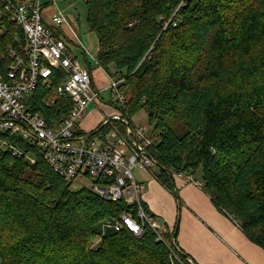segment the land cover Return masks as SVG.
Listing matches in <instances>:
<instances>
[{
  "label": "trees",
  "instance_id": "trees-1",
  "mask_svg": "<svg viewBox=\"0 0 264 264\" xmlns=\"http://www.w3.org/2000/svg\"><path fill=\"white\" fill-rule=\"evenodd\" d=\"M84 1L98 39V66L122 81L127 97L125 106L111 104L130 119L143 108L159 119L160 143L149 156L160 182L171 188L174 172L201 173L216 207L264 249V0ZM25 46L23 28L2 19L4 77L10 48L23 54ZM64 80L54 69L51 86L39 84L32 94L33 111L50 127L73 110L57 93ZM167 118L185 120L187 133L179 136ZM110 129L101 123L77 135L105 139ZM21 143L35 164L0 154V264H191L175 237L178 223L164 241L149 225L141 237L126 228L104 229L137 206L73 190L39 149Z\"/></svg>",
  "mask_w": 264,
  "mask_h": 264
},
{
  "label": "built area",
  "instance_id": "built-area-1",
  "mask_svg": "<svg viewBox=\"0 0 264 264\" xmlns=\"http://www.w3.org/2000/svg\"><path fill=\"white\" fill-rule=\"evenodd\" d=\"M2 1L0 21L6 19L20 25L26 46L23 54L10 48L12 63L5 77L0 71V154L25 158L35 164L34 154L22 148L21 141L34 146L72 189H90L104 200H123L128 205L137 206L136 213L133 210L125 212L118 221L105 223L104 229L120 231L126 228L141 237L143 225H149L158 239L164 241L168 229L158 218L146 213L142 205L146 188L133 173L139 166L147 169L157 166L149 156V149L160 143L159 136L156 134L150 138L143 128L136 130L131 119L118 110L104 123V126H111L105 139L77 135L80 122L87 109L100 99V92L95 88L90 69L71 52L70 44L79 39L76 28L59 6L60 0ZM77 49L89 56L83 47ZM91 58L97 63L94 56ZM54 69L65 74L57 93L73 102V110L62 123L50 127L42 113L33 111L32 94L39 84L51 86ZM111 79L106 90L112 100L116 98L118 106H125L127 97L120 88L122 81ZM28 97H31L29 106ZM54 103L53 99L46 102L48 106ZM177 175L204 188L202 179L192 174ZM86 181L90 183L89 187ZM101 240V237L94 239L92 246L96 247ZM190 263L194 264L193 260L190 259Z\"/></svg>",
  "mask_w": 264,
  "mask_h": 264
},
{
  "label": "crops",
  "instance_id": "crops-1",
  "mask_svg": "<svg viewBox=\"0 0 264 264\" xmlns=\"http://www.w3.org/2000/svg\"><path fill=\"white\" fill-rule=\"evenodd\" d=\"M83 56L85 65L91 71L95 88L96 83H108L107 72L89 59V56ZM103 102L109 106L110 111L106 113L100 110L98 103L91 105L87 110L92 106L94 110L85 114L78 132L91 133L97 130L101 123L104 125L117 112L111 104L114 103L113 100L110 104ZM158 175L155 173L148 179L142 200L167 229H173L177 224V214L180 211L178 244L195 264H264V249L253 244L236 220L216 207L209 193L179 177H175L171 188H168L160 182ZM138 182L146 185L143 181ZM173 194L177 195L176 200Z\"/></svg>",
  "mask_w": 264,
  "mask_h": 264
},
{
  "label": "rangeland",
  "instance_id": "rangeland-1",
  "mask_svg": "<svg viewBox=\"0 0 264 264\" xmlns=\"http://www.w3.org/2000/svg\"><path fill=\"white\" fill-rule=\"evenodd\" d=\"M47 1V0H44ZM59 6L62 10L67 13L69 16L72 25L76 28L78 32V42L74 41L70 44V48L72 49V52L74 55H76L80 61L85 65L86 61L83 56L82 49L77 48H84L88 51L87 55H89V59L93 60L91 58V54L96 58L98 51H99V44L98 39L95 33L91 32L88 21H87V6L84 0H60ZM80 43V45H78ZM88 59V60H89ZM90 61V60H89ZM94 61V60H93ZM108 83H96V89L98 92H100V99L97 100V103L100 106V110H103L104 112L108 113L110 111V108L108 105L103 104L105 101L106 103L110 104V101L112 100L110 92L106 89L110 86L112 83V79L108 76L107 78ZM110 83V84H109ZM31 100V97H28L27 103L29 104ZM114 103H116V98H113ZM27 104V105H28ZM116 105V104H114ZM29 106V105H28ZM94 110V107L92 106L89 110V112H92ZM102 114V113H100ZM159 119L157 117H152L151 112L147 108L141 109L138 113H136L131 118V122L133 127L137 130L139 128H143L146 134L149 135L150 138H152L154 135H156V126L158 124ZM166 123L169 127H171L179 136H183L187 133L188 129L185 123V120L179 119V118H167ZM133 173L135 175V178L138 181L145 182V186L148 185V179H151L152 176L155 175V173H160L159 167H153L151 169H147L143 166H139L134 168ZM174 177H178L177 173H173ZM202 175L201 173L196 174V178H200ZM178 179V178H177ZM86 186L89 187L90 183L85 182ZM204 190V188H202ZM175 196V200L177 199V195L173 194ZM177 203V202H176ZM177 208H179V205H176ZM178 218L177 223L180 222V211H178ZM165 221V219H163ZM179 225V224H178ZM169 232V229H168Z\"/></svg>",
  "mask_w": 264,
  "mask_h": 264
},
{
  "label": "bare ground",
  "instance_id": "bare-ground-1",
  "mask_svg": "<svg viewBox=\"0 0 264 264\" xmlns=\"http://www.w3.org/2000/svg\"><path fill=\"white\" fill-rule=\"evenodd\" d=\"M97 58V57H96ZM98 65V64H97ZM94 68V67H93ZM91 69H92V67H91ZM106 70V69H105ZM115 76V75H114ZM121 78V77H120ZM110 84V83H109ZM59 96V95H58ZM71 103H72V101H71ZM28 104V103H27ZM29 105V104H28ZM27 105V106H28ZM61 111V110H60ZM60 113H63V112H60ZM66 116V115H65ZM69 117V116H68ZM65 118V117H64ZM55 119V118H54ZM83 125V124H82ZM74 190V189H73ZM201 190V189H200Z\"/></svg>",
  "mask_w": 264,
  "mask_h": 264
},
{
  "label": "water",
  "instance_id": "water-1",
  "mask_svg": "<svg viewBox=\"0 0 264 264\" xmlns=\"http://www.w3.org/2000/svg\"><path fill=\"white\" fill-rule=\"evenodd\" d=\"M178 229H179V225H178ZM177 235H178V230L175 233V237H177Z\"/></svg>",
  "mask_w": 264,
  "mask_h": 264
}]
</instances>
